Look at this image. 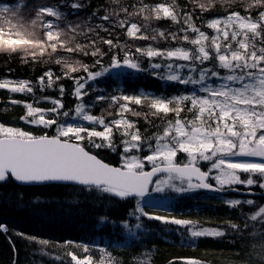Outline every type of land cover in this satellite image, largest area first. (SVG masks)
I'll use <instances>...</instances> for the list:
<instances>
[{
    "label": "snow or ice",
    "instance_id": "snow-or-ice-1",
    "mask_svg": "<svg viewBox=\"0 0 264 264\" xmlns=\"http://www.w3.org/2000/svg\"><path fill=\"white\" fill-rule=\"evenodd\" d=\"M0 65V185L68 190L15 193L37 219L94 213L76 239L16 232L29 264H157L172 236L264 264V0H0ZM140 74L158 87H128ZM184 200L225 215L204 226Z\"/></svg>",
    "mask_w": 264,
    "mask_h": 264
},
{
    "label": "trees",
    "instance_id": "trees-1",
    "mask_svg": "<svg viewBox=\"0 0 264 264\" xmlns=\"http://www.w3.org/2000/svg\"><path fill=\"white\" fill-rule=\"evenodd\" d=\"M99 3L100 0H95ZM12 67L18 68L15 63ZM2 68V65H0ZM33 74L27 68H19L18 71L11 74L12 78H29ZM128 87H144L155 90L159 83L151 77H145L143 74L137 76L134 81L126 80ZM3 92L0 91V97H3ZM70 99L66 97V103H70ZM22 109L16 107L9 109V116L20 115ZM5 118V117H4ZM7 118V117H6ZM24 191L26 196L32 195L35 191L41 195V198L60 199L68 190L66 189H20L15 185H0V193L4 196L0 197V223H5L9 226L10 231L7 234L0 232V264H29L30 261L38 260V248L34 249L26 240L15 235L16 232H22L28 235H38L41 237L64 240L76 239L92 234L94 213L88 205H82L80 208L72 207L68 204L63 206L56 205L49 211L46 217L37 219L27 210L18 209L15 204L14 194ZM8 194H12V199H5ZM196 203L204 204L203 201H180L176 205L177 213L183 212L187 217L199 219L204 226H212L218 218L225 215L222 208L214 206L203 207L199 213L188 211ZM159 222H152L155 228ZM8 237H11V242ZM97 241L100 236H96ZM168 242L164 240H156V245L159 248V253L156 256L157 264H164L169 259H175L176 264H182L178 259L181 257L198 256L206 259L207 264H223V256L221 255V246L212 241H202L197 249L181 247L179 241L174 237H168ZM15 245V253L13 252ZM37 252L34 257L33 252ZM228 253H225L226 256Z\"/></svg>",
    "mask_w": 264,
    "mask_h": 264
},
{
    "label": "bare ground",
    "instance_id": "bare-ground-1",
    "mask_svg": "<svg viewBox=\"0 0 264 264\" xmlns=\"http://www.w3.org/2000/svg\"><path fill=\"white\" fill-rule=\"evenodd\" d=\"M6 118V117H5Z\"/></svg>",
    "mask_w": 264,
    "mask_h": 264
}]
</instances>
